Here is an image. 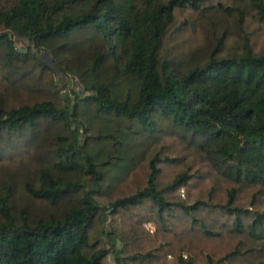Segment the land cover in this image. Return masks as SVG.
Returning a JSON list of instances; mask_svg holds the SVG:
<instances>
[{
    "label": "trees",
    "instance_id": "1",
    "mask_svg": "<svg viewBox=\"0 0 264 264\" xmlns=\"http://www.w3.org/2000/svg\"><path fill=\"white\" fill-rule=\"evenodd\" d=\"M211 1L0 0V264H264V0Z\"/></svg>",
    "mask_w": 264,
    "mask_h": 264
},
{
    "label": "rangeland",
    "instance_id": "2",
    "mask_svg": "<svg viewBox=\"0 0 264 264\" xmlns=\"http://www.w3.org/2000/svg\"><path fill=\"white\" fill-rule=\"evenodd\" d=\"M217 0H212L211 3H216ZM224 5H226L225 2H223ZM14 44L16 47H19L21 49H24L25 46L27 44L23 43V41H20V40H15L14 41ZM43 59H45L46 61H49L50 58L46 55V53L42 52L41 54H39ZM54 78V81L56 82V89L58 90V93L59 94H62L64 91H68L69 88H72V89H76L77 91L81 92V87L79 85V82L77 81V79H71V78H68V77H65V76H62L60 75L59 73L57 74H54L53 76ZM71 82V83H69ZM72 128L74 127L73 125L71 126ZM79 135H81L80 131H79ZM79 140H81V136H79ZM116 219V223L114 225H112L111 223V217H108V219L103 223V227H104V230L106 231H114L119 233V232H123V229H124V224L123 223H120V216H116L115 217ZM127 221V219H126ZM143 227L145 228V230H155V225L152 223V222H145L143 223ZM114 229V230H113ZM121 233V234H122ZM115 237H118L117 235ZM102 242H103V246L108 248V249H111L112 248V244L111 242L109 241V237L107 236H103L102 237ZM115 248H121V243L120 241H117V243L115 244ZM122 256L119 255V257L116 258V256L114 254H111L109 256H107V259H106V264H120V261L119 259H121Z\"/></svg>",
    "mask_w": 264,
    "mask_h": 264
},
{
    "label": "water",
    "instance_id": "3",
    "mask_svg": "<svg viewBox=\"0 0 264 264\" xmlns=\"http://www.w3.org/2000/svg\"><path fill=\"white\" fill-rule=\"evenodd\" d=\"M69 83H71V82H69Z\"/></svg>",
    "mask_w": 264,
    "mask_h": 264
},
{
    "label": "built area",
    "instance_id": "4",
    "mask_svg": "<svg viewBox=\"0 0 264 264\" xmlns=\"http://www.w3.org/2000/svg\"><path fill=\"white\" fill-rule=\"evenodd\" d=\"M185 256V255H184Z\"/></svg>",
    "mask_w": 264,
    "mask_h": 264
}]
</instances>
